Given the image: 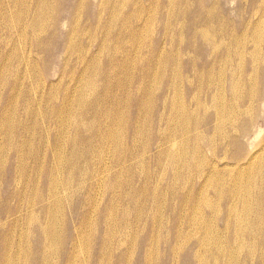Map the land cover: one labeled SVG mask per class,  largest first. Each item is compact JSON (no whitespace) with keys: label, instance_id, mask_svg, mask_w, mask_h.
I'll use <instances>...</instances> for the list:
<instances>
[{"label":"rangeland","instance_id":"rangeland-1","mask_svg":"<svg viewBox=\"0 0 264 264\" xmlns=\"http://www.w3.org/2000/svg\"><path fill=\"white\" fill-rule=\"evenodd\" d=\"M43 1L42 15L36 0H0V112L6 110L7 115L13 114L14 128L21 123L22 126L27 124L26 138L14 142L24 146V153L13 162H0L8 183L5 191L0 189V194L11 196L15 192V199L9 202V206L15 208L11 210L12 219L0 235V264H22L24 261L33 264L36 261L28 249H23L24 238L19 245L15 242L17 236H23L26 231L24 208L35 204L36 185L43 176L47 177L44 202L50 185L53 191L47 201L56 196L58 203L56 234L64 231L62 212L71 214L67 218L69 237L65 242L56 238V251L44 260L45 264H174L173 252L178 256L175 264H180L188 251L195 256L187 264H214L213 253L209 254L208 249L215 242L239 237L245 243L250 241L257 245L260 232L253 220L260 212H245L242 228L232 226L223 233L215 228L200 229L205 214L212 213L217 203L212 187L205 186L209 204L197 205L192 197L189 198V217L194 221L190 225L178 197L172 198L164 190V182L173 178L171 170L168 169L166 176L157 183H154V175L148 174L151 164L163 165V158L157 154L159 143L180 144L185 126L184 115L179 116L183 104L188 105V101L195 104L204 98L205 92L216 91V77L208 81L203 67L220 53L221 47L215 49L216 52H209L210 46L199 50L201 40L198 42L196 36L188 33L194 30V24L187 26L188 21L183 18L171 23V12L179 11L184 0ZM200 1L203 8L210 5V0ZM218 1L224 5L226 13L233 16L232 9L238 0ZM253 11L243 16L252 15ZM261 14L262 10H257L254 17ZM213 25L223 37L211 40L227 41L228 22L222 26L213 22ZM52 34L56 35V50L53 38L48 41ZM263 36L257 38L258 43ZM189 42L192 44L187 48ZM31 44L52 46L55 61L51 59L43 64V53L29 51ZM88 76H92V81L86 89L84 81ZM250 78L258 80L256 73ZM244 91L242 88L241 92ZM147 96L154 99L152 104L150 100L146 102ZM164 97L167 98L165 106L162 105ZM92 104L99 109L92 112ZM108 106L111 112L104 109ZM206 110L228 119L234 117L223 106L210 103ZM107 113L111 114V119L108 118L111 130L120 131V146H114L111 140L88 139L104 132ZM158 113L163 114L160 122ZM61 114L65 116L63 119L59 117ZM258 114L257 110L250 113L244 107L235 126L242 127L244 119L249 121ZM90 118L95 122L90 123ZM53 119H56V148L51 155L45 137L52 140L53 136H48L45 128H52ZM119 121L120 125L114 126ZM76 127H81L85 133H78ZM259 127L264 128L261 117L256 126L249 125V139L255 137ZM231 133L232 129H228V134ZM262 135L264 132L247 144V151L258 147ZM70 140L78 145L79 155L69 152ZM137 155H141V163ZM204 156V163L211 159L208 152L204 151ZM99 158L103 162L99 166L100 175L96 177L99 167L95 161ZM203 164L182 168L175 181L176 189L180 191L191 185L195 188L197 181L200 183L195 175L200 174ZM24 166L26 169L22 170ZM38 166L39 169L34 170ZM112 174L118 177L114 179ZM186 178L190 179L189 184ZM242 180L245 182V178ZM263 180L262 176L257 177L250 196L255 197ZM216 182L214 176L213 183ZM24 186H28L30 192L24 193ZM92 203L95 204L90 209ZM51 217H55V213L52 212ZM50 220L41 216L39 224L45 226ZM80 223H83L81 227ZM9 230L12 235L4 240ZM205 236L208 239L203 248L199 241ZM241 240L234 241L240 253H244ZM17 251L18 256L13 258ZM201 257L203 259L198 262Z\"/></svg>","mask_w":264,"mask_h":264},{"label":"bare ground","instance_id":"bare-ground-1","mask_svg":"<svg viewBox=\"0 0 264 264\" xmlns=\"http://www.w3.org/2000/svg\"><path fill=\"white\" fill-rule=\"evenodd\" d=\"M254 1L255 3L253 5ZM209 2L210 5L208 8H203L204 4L200 0H184V6L180 7L179 11L171 12L170 20L172 23L174 19L183 18V20L188 21L187 26L195 25L194 30L191 29L188 33L189 35L192 33L193 36H196L197 41L199 39L201 40L199 43V50H204L210 46L211 48H209L210 50L208 49V51L214 52L215 49L218 50L221 47L220 53H218L207 66L203 67V73L209 77L208 81L216 77L214 81L216 91L213 93L205 92L203 95L204 98L195 104H192L190 101H188V105L183 104L180 108L179 116L184 115L185 126L180 144L177 145L172 143L164 145L158 142L160 144L158 146L160 152L157 154L163 158L164 162L163 165L159 163L155 165L151 164L149 168L151 172L148 174L149 176L154 175V183H157L166 176L168 169L171 170L173 178L171 177L168 182H164V190H167L172 198L178 197L177 200L180 201L182 211L184 210V214L187 217L191 214L188 211L190 205L188 201L189 198L192 197L197 205L200 203L209 204L210 200L206 195L205 186L210 185V187H212L217 203L214 205L212 213L205 214L200 229L210 230L215 228L217 231L223 233L227 232L232 226L242 228L245 221L243 216L245 212L249 214L254 211L260 212V216L253 220V223L256 224L255 227L260 232L257 245L254 243L252 244L250 241H246L245 243L244 240L236 237L234 240H241L240 244L245 248L244 253H240L241 249L236 245L237 243L233 239L230 241V238H228L221 242H215L213 246L208 249V253H213L212 257L214 264H264V180L261 181L260 188L256 192L255 197H258L257 200H255L254 196L249 195L252 187L257 184V177L262 176L264 178V135L258 139L257 148L247 151V144L250 145L253 143L255 139L264 132V128L259 127L255 137L253 136L249 139V125L253 124L256 126L257 120L260 117L264 119V36L260 43L257 42V38L261 34H264V0H252L251 2L249 0L248 2L246 0H238L232 9L234 10L233 16L226 13V8L224 5H220L218 0H210ZM42 3H44L43 0H36V6L43 15L44 10H42ZM252 10H254L252 15L243 16L245 12ZM257 10H262V14L254 17ZM55 20L58 22L59 17L56 16ZM225 21L229 24V31L225 37L227 41L223 39L219 42L211 40L215 37H223L218 35L213 22L222 26ZM248 35H250V37L246 38ZM51 38H53V44H55L56 35L52 34V37L49 35L48 41ZM9 41L10 40H8V42ZM191 44L192 43L189 42L187 48L191 47ZM54 48L56 50V44ZM32 49L43 53V64L48 63L51 59L54 61L56 59V54L51 52L52 46L40 47L37 44H31L29 51H32ZM223 49L225 51L221 53ZM6 68H8V66ZM253 73L257 74V81L256 79L250 78V75ZM91 78L92 76H88L84 81V87L86 89L88 83L92 81ZM242 88H245L244 92H241ZM149 100L151 104L154 102L152 97L150 98V96H147L146 102L148 103ZM10 103L12 104V102ZM166 103L167 98L164 97L162 105L165 106ZM210 103L211 105L215 104L226 107L228 113L234 117L228 119L222 114H209L206 108ZM9 107L12 109V106ZM244 107L250 113L252 110H257L259 114L255 118H250L249 121L244 119L242 121V127H237L235 123L244 112ZM97 109L99 108L95 104L90 106L92 112ZM104 109L110 112L112 111L109 106L106 108L104 107ZM199 110H203V112L199 114ZM5 111L0 112V162L1 160H5L4 164L11 162V160L13 162L18 155L24 153L22 152L24 146L15 145L14 142L26 138L24 132L27 128L26 123L23 124V126L22 123L18 124L20 126L14 128L12 125V123H15L13 114L7 115ZM110 116L111 114L108 113L104 116L106 121V124H104V132L95 136H89L88 139L92 138L93 141L98 139L102 142L111 140L114 146H120L121 135H118L120 131L116 129L111 130L110 123L108 122ZM59 117L63 119L65 116L61 114ZM174 117L175 116H172V118ZM162 118L163 114L158 113V122H160ZM89 122L94 123L95 120L90 118ZM119 123L120 121L114 126L120 125ZM66 124L67 122H65V125ZM75 125H77V123H75ZM76 128L78 129V133L81 131L85 133L84 129H80L81 127ZM228 129H232L231 134H228ZM45 133H47L48 136L49 134L53 136L52 140H50L49 137H45V140L50 146L48 150L52 155L53 148H56V119H53V126L51 129L45 128ZM138 136H141V132ZM77 146L74 140H70L69 152L79 155L81 150L78 149ZM205 148H207V150H205ZM9 150H11V152L5 156L6 152ZM204 151L211 154V159L205 163L206 157L204 156ZM137 156L141 159L140 161L138 160V163H141V155ZM102 162V158H99L95 161V165L99 167ZM121 164H123V162H121L120 165ZM193 164L197 167L203 164L201 165L200 174L195 175L196 180L200 178V183L197 181L198 185L195 188L194 185H191L186 189L183 187V189L179 191L176 189L177 183L175 181L179 177L181 169ZM25 167L26 166H24L22 170L26 169ZM15 169L13 163L12 171ZM36 169H39V166L34 168V170ZM41 171H43V166L41 167ZM97 175H100V167L96 171V177ZM116 176L115 174L114 176L113 174L111 175L114 179H116ZM214 176H216L217 181L215 184L213 183ZM243 178H245V182L242 180ZM46 181V176H43L39 180L36 185L37 197L35 204H29L24 208L26 231L23 236H17L15 242L16 245H19L22 238H24L23 243H25V245L23 249H28V253L36 260L32 262L33 264H39L40 262L45 264L44 260H47L53 251H56V238L58 237L60 241L62 239V242H65L66 238L69 237L67 218L71 217V214L64 212L61 214L64 231H62V234L61 232L56 234V207H58V203H56V196L47 201V197L53 191V187L50 185L47 189L44 202ZM186 182L189 184L190 179L186 178ZM225 184L227 187H224ZM32 185L33 183H31L29 187ZM7 187V177L0 165V189L5 191ZM29 187L24 186L23 192H30ZM180 196H183V199L180 198ZM10 199H15V192H12L11 196H3L0 194V216H2L0 217V235L2 231L9 226V222L12 219L11 210L15 209L9 206ZM259 199H261V203H259ZM94 204L95 203L91 204L90 209ZM33 205H35V207ZM238 207L240 210H238ZM199 209L200 208L196 206V210L199 211ZM52 212L55 213V217L53 218L51 217ZM41 216H44L47 220L51 218L47 225L43 226L39 224V218ZM219 218H221V223L218 222L220 220ZM83 223H80V227ZM188 223L190 225L194 224L193 217L188 218ZM31 230L33 232H31ZM11 235V230H9L4 235V240H7ZM76 237L77 235H75V238ZM207 239L208 236L202 238L199 241L200 245H205ZM23 253L26 257V252L23 251ZM16 256H18V251L15 252L12 257L16 258ZM194 256L195 255L192 256L190 251L186 252L180 264H187L189 262L188 260ZM177 257L178 256L173 252L171 260L174 264ZM202 259L203 257H201L198 262ZM2 264H4V262ZM22 264L29 263L24 261Z\"/></svg>","mask_w":264,"mask_h":264}]
</instances>
